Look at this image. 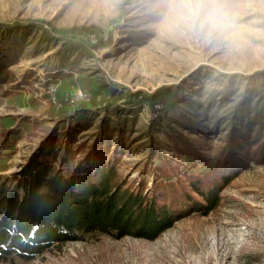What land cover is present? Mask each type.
I'll return each instance as SVG.
<instances>
[{"label":"rangeland","instance_id":"1","mask_svg":"<svg viewBox=\"0 0 264 264\" xmlns=\"http://www.w3.org/2000/svg\"><path fill=\"white\" fill-rule=\"evenodd\" d=\"M16 21L95 26L104 41L92 36L99 47L89 54L36 28L0 32V59L16 78L0 88V183L57 125L63 146L79 130L72 146L86 142L79 162L109 122L111 146L123 147L120 177L145 180L149 192L177 169L206 173L235 118L254 129L263 123L251 155L264 145V0H0V23ZM164 86L177 94L164 110L103 101L114 90L149 94ZM78 90L88 101L72 103ZM201 155L212 158L209 165ZM62 169L69 174L73 164ZM222 197L209 216L183 218L154 241L95 233L0 264H264V164L251 160Z\"/></svg>","mask_w":264,"mask_h":264},{"label":"trees","instance_id":"2","mask_svg":"<svg viewBox=\"0 0 264 264\" xmlns=\"http://www.w3.org/2000/svg\"><path fill=\"white\" fill-rule=\"evenodd\" d=\"M31 28L42 30L72 52L93 53L99 45L91 43L92 36L98 43L104 41V33L95 26L57 29L47 21L0 23L1 33L16 34ZM15 81L6 59H0V88ZM173 89L164 86L153 93L129 95L114 90L103 101L108 108L123 100L126 104L144 102L153 110H158L157 106L164 110L174 104L177 94ZM247 109L248 105L242 106L239 112ZM236 121L235 118L224 147L215 157L216 164L210 165L206 173L188 174L177 169L176 177L168 176L166 183L158 181L152 192L146 190L145 180L135 185L120 177L123 147L111 146L109 122L102 125L101 134L79 162L77 156L86 145L84 142L77 150L72 148L79 141V130L71 131L63 146L57 125L38 151L0 183V260H33L52 246L81 242L95 233L115 239L130 236L154 241L183 218L209 216L223 205L225 187L249 168L251 160L264 164V145L252 155L249 148L260 139L263 123L254 129L249 120L245 127L243 119L242 123ZM10 133L2 135L4 141ZM202 160L209 165L212 158L204 156ZM69 162L73 169L66 174L62 167Z\"/></svg>","mask_w":264,"mask_h":264},{"label":"built area","instance_id":"3","mask_svg":"<svg viewBox=\"0 0 264 264\" xmlns=\"http://www.w3.org/2000/svg\"><path fill=\"white\" fill-rule=\"evenodd\" d=\"M50 89L55 92L54 86L50 87ZM77 101H88L87 94H84L82 91L78 90L77 93L74 95L72 103H77Z\"/></svg>","mask_w":264,"mask_h":264}]
</instances>
